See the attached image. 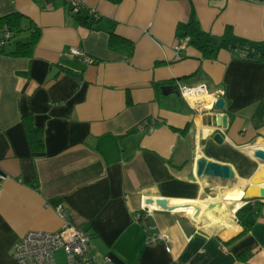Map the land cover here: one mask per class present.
<instances>
[{
    "label": "crops",
    "instance_id": "0c3cea01",
    "mask_svg": "<svg viewBox=\"0 0 264 264\" xmlns=\"http://www.w3.org/2000/svg\"><path fill=\"white\" fill-rule=\"evenodd\" d=\"M79 1L82 15L97 18L81 24L67 0H0V17L26 18L0 53V264H18L12 252L27 232L66 225L88 231L96 260L112 264H264V162L254 157L264 150V63L227 49L204 59L189 42L178 49L192 20L212 36L230 27L264 43V0ZM34 26L41 37L33 56L9 55ZM111 31L132 46L111 47ZM72 48L95 62L64 70ZM177 83L206 85L204 104L221 93L225 109L193 106ZM26 115L43 130L40 151L30 147ZM223 117L227 126L216 125ZM147 119L154 131H137ZM202 158L228 165L235 179L197 177ZM229 191L243 195L228 200ZM241 208L251 209L244 234Z\"/></svg>",
    "mask_w": 264,
    "mask_h": 264
},
{
    "label": "built area",
    "instance_id": "2783aa9c",
    "mask_svg": "<svg viewBox=\"0 0 264 264\" xmlns=\"http://www.w3.org/2000/svg\"><path fill=\"white\" fill-rule=\"evenodd\" d=\"M69 10L73 15H78L82 9L79 0H67ZM91 15L97 18L95 13ZM6 31V30H5ZM10 33H4V41L10 39ZM189 42V37L180 38L178 49H182L185 43ZM69 60L78 58L82 63L91 65L95 61L88 57L78 48H72L66 55ZM177 89L184 99L195 107L206 111H214L215 104L220 99L219 93L207 103H203L202 98L209 96L206 85L187 86L177 83ZM135 129L139 132L152 133L155 129L153 120L147 119L138 123ZM2 178V177H1ZM2 189L0 185V197ZM58 212L64 216L63 209L58 207ZM150 214L151 211L147 210ZM158 240L167 241L162 234ZM156 240L155 238L153 239ZM63 253V261H59L58 254ZM12 256L18 264H112V260L106 256L100 261L91 252V235L85 229L66 225L58 232L29 231L14 247Z\"/></svg>",
    "mask_w": 264,
    "mask_h": 264
},
{
    "label": "trees",
    "instance_id": "16d2710c",
    "mask_svg": "<svg viewBox=\"0 0 264 264\" xmlns=\"http://www.w3.org/2000/svg\"><path fill=\"white\" fill-rule=\"evenodd\" d=\"M81 13L82 10L78 15H76L81 24H86L91 18H93L91 14L84 16ZM25 19L24 15L17 12L0 17V53H6L5 46L7 43L13 41L24 30L22 24ZM5 30L11 35L10 39L7 41H4ZM180 32V38L189 37V43L202 53V57L204 59H214L220 50L227 49L233 52L242 53V58L245 61L264 63V43H255L239 38L233 33V30L230 27L225 29L222 36L217 37L201 31L197 22L192 20L189 23L182 25ZM40 37L41 31L39 28L35 26L32 27L29 39L26 42L17 41L15 50L9 53V55L17 58H31ZM120 44H131L132 46L131 41L127 38L111 31L109 45L111 47H115ZM80 65H84V63L82 64V62L67 60L63 69L71 70L72 68L73 71H82L83 69ZM130 102V98H128V103ZM23 121L25 123L31 149L33 151L42 150L44 145L42 128L36 127L33 124L32 117L30 115L24 116ZM250 211V208H241L236 213L239 224H241L244 228L243 234L250 231L252 228V223L247 219V215ZM238 258L245 261L249 258V254H242Z\"/></svg>",
    "mask_w": 264,
    "mask_h": 264
},
{
    "label": "water",
    "instance_id": "95a60500",
    "mask_svg": "<svg viewBox=\"0 0 264 264\" xmlns=\"http://www.w3.org/2000/svg\"><path fill=\"white\" fill-rule=\"evenodd\" d=\"M163 93L165 95L170 93L169 87L163 88ZM215 109L217 111H223L225 109V101L224 99H219L215 104ZM218 126L226 127L227 126V119L226 117L218 118V121L215 123ZM214 140L217 143H223V136L218 133L214 136ZM254 157L262 162H264V150L258 149L254 151ZM197 177H209L213 179H220L222 181L228 182L235 179V174L233 173L231 167L228 165L220 164L213 161H208L205 158H202L197 163ZM259 198H264V187L260 188ZM149 204H153V201H148ZM157 205H159L162 209H167V201L165 200H158L156 201Z\"/></svg>",
    "mask_w": 264,
    "mask_h": 264
},
{
    "label": "bare ground",
    "instance_id": "6f19581e",
    "mask_svg": "<svg viewBox=\"0 0 264 264\" xmlns=\"http://www.w3.org/2000/svg\"><path fill=\"white\" fill-rule=\"evenodd\" d=\"M209 96H204V100L205 99H208ZM226 197L228 200H234L236 201V199H239L240 197H242L243 195V192L242 191H238L237 194H233L231 193L230 191L227 192L226 194ZM243 202H236V205L234 206V208H232V210H237L241 205H242ZM203 207H206L208 204L207 202H202L200 203ZM200 205V206H201ZM153 207L152 208H159L156 204L152 205ZM172 206L174 207V210L175 211H178V212H191L193 213L194 215H196V207L194 204H186V203H182V202H172Z\"/></svg>",
    "mask_w": 264,
    "mask_h": 264
},
{
    "label": "rangeland",
    "instance_id": "374dc122",
    "mask_svg": "<svg viewBox=\"0 0 264 264\" xmlns=\"http://www.w3.org/2000/svg\"><path fill=\"white\" fill-rule=\"evenodd\" d=\"M229 183V182H228ZM63 253L62 252H60L59 254H58V259H59V261L61 262V261H63Z\"/></svg>",
    "mask_w": 264,
    "mask_h": 264
}]
</instances>
